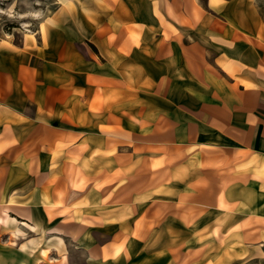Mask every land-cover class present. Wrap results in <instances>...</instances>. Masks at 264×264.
<instances>
[{
	"label": "crops",
	"instance_id": "1",
	"mask_svg": "<svg viewBox=\"0 0 264 264\" xmlns=\"http://www.w3.org/2000/svg\"><path fill=\"white\" fill-rule=\"evenodd\" d=\"M261 5L131 0L128 15L83 8L91 34L107 39V23L115 34L114 68L90 73L99 85L152 79L150 65H160L165 95L186 94L183 81H194V94L210 100L192 119L165 107L157 121L126 106L133 120L121 106L113 113L84 99L58 116L56 97L47 108L52 96L24 95L30 113L3 88L0 264H264ZM124 54L142 61L118 70Z\"/></svg>",
	"mask_w": 264,
	"mask_h": 264
},
{
	"label": "rangeland",
	"instance_id": "2",
	"mask_svg": "<svg viewBox=\"0 0 264 264\" xmlns=\"http://www.w3.org/2000/svg\"><path fill=\"white\" fill-rule=\"evenodd\" d=\"M97 2L0 0V98L3 88L10 89L11 99H20L17 103L33 113L34 104L25 100L24 95L32 98L37 92L43 96L42 100L52 96V100L48 97L43 102L47 108L54 106L56 97L58 116L60 111L76 109L79 100H85L92 108L105 104L113 113L121 106L122 114L133 120L137 119L130 115L126 106L137 105L141 111L148 109V114L157 117V121H165V107L170 108V116L194 118L200 104L209 102L210 97L194 94L197 91L194 81H183L187 87L186 94L165 95V79L161 78L164 73L160 65H150L152 79H128L105 87L91 76V72L114 68L115 49L111 44L115 34L109 30V23L102 28L108 31L107 39L104 35L98 39L97 35L91 34L87 29L91 17L84 15L83 8H95L102 14L105 8L111 10L116 6L125 15L131 9V0L119 5L113 0H105L107 5L104 8H98ZM260 8L264 11V5ZM93 18L97 19L98 15ZM105 18L113 20L111 15ZM118 59V70H124L130 62L142 61L138 56L126 54ZM179 104L181 106H177ZM179 108L182 112H178ZM145 114L142 112L140 115ZM109 115L111 119H118L112 113ZM61 116L65 118L66 113Z\"/></svg>",
	"mask_w": 264,
	"mask_h": 264
}]
</instances>
